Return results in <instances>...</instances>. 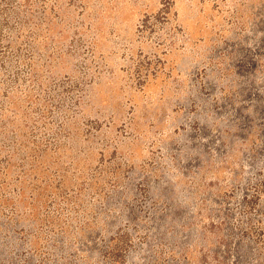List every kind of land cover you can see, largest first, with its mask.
I'll list each match as a JSON object with an SVG mask.
<instances>
[{"label": "rangeland", "instance_id": "374dc122", "mask_svg": "<svg viewBox=\"0 0 264 264\" xmlns=\"http://www.w3.org/2000/svg\"><path fill=\"white\" fill-rule=\"evenodd\" d=\"M0 264H264V0H0Z\"/></svg>", "mask_w": 264, "mask_h": 264}]
</instances>
